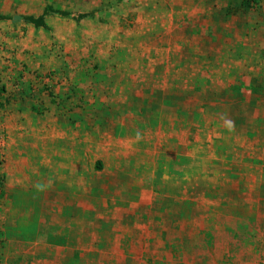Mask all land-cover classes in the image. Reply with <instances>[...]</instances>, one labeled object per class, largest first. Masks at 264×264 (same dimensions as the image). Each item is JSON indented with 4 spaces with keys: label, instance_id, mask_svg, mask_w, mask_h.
<instances>
[{
    "label": "rangeland",
    "instance_id": "obj_1",
    "mask_svg": "<svg viewBox=\"0 0 264 264\" xmlns=\"http://www.w3.org/2000/svg\"><path fill=\"white\" fill-rule=\"evenodd\" d=\"M0 13V264H264V0Z\"/></svg>",
    "mask_w": 264,
    "mask_h": 264
},
{
    "label": "trees",
    "instance_id": "obj_2",
    "mask_svg": "<svg viewBox=\"0 0 264 264\" xmlns=\"http://www.w3.org/2000/svg\"><path fill=\"white\" fill-rule=\"evenodd\" d=\"M242 2L243 1H241V3ZM230 4L231 3H229V5ZM51 13H53V14H61L64 17H71L76 22V24H78V25H80L83 20H85V19H87L89 17H95L96 16V13H94V11H88V12H80V11L69 12V11H66L64 9H59V8L57 9L54 6H51L50 5V6H47L45 8V11H44L43 15L38 16V17L37 16H34V15H23V20H25V22H27V23L33 24L36 28H48V23L46 21V18H47V15H49ZM10 16L11 15H4V14H1L0 13V20H4V19H7V18H10ZM3 92H5V89L4 88H2L0 90V93H3ZM45 94L47 96V92H45ZM53 94H55V93L54 92L48 93V95H51V96H53ZM40 95H43V94L40 93ZM13 97H14V95L11 96V97H8L9 101ZM45 98H47V97H45ZM57 98L54 100V102H58ZM20 99H22L21 96H20ZM0 104H2V103H0ZM101 121L103 122L102 118H101ZM4 184H5L4 175L0 174V187L1 186L4 187Z\"/></svg>",
    "mask_w": 264,
    "mask_h": 264
},
{
    "label": "crops",
    "instance_id": "obj_3",
    "mask_svg": "<svg viewBox=\"0 0 264 264\" xmlns=\"http://www.w3.org/2000/svg\"><path fill=\"white\" fill-rule=\"evenodd\" d=\"M2 98H4V97L2 96ZM6 98H8V97H6ZM20 102L23 103L21 100H20ZM16 106H17V105L15 104V102H13V100H12V98H11L8 107H9V108H15ZM16 109H17V108H16ZM1 234H3V233H1ZM16 254H17V253H15V254L13 253V257H12V258H15V259H16ZM11 255H12V254H9V257H8L9 260H10ZM242 264H252V262H251V263L244 262V263H242Z\"/></svg>",
    "mask_w": 264,
    "mask_h": 264
}]
</instances>
